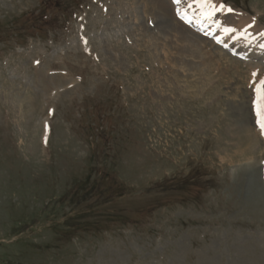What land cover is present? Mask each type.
I'll use <instances>...</instances> for the list:
<instances>
[{"label":"rangeland","instance_id":"1","mask_svg":"<svg viewBox=\"0 0 264 264\" xmlns=\"http://www.w3.org/2000/svg\"><path fill=\"white\" fill-rule=\"evenodd\" d=\"M46 1L0 0V264H264V0Z\"/></svg>","mask_w":264,"mask_h":264},{"label":"snow or ice","instance_id":"2","mask_svg":"<svg viewBox=\"0 0 264 264\" xmlns=\"http://www.w3.org/2000/svg\"><path fill=\"white\" fill-rule=\"evenodd\" d=\"M186 3L187 9L195 8L201 16L206 19H210L216 13L225 11L223 5L217 6L214 3V0H173L174 5H180L181 3ZM227 12H232L233 10L228 8L226 9ZM177 16L181 19H187V11H181L178 7L176 11ZM249 25L248 27H251ZM237 30L231 28H224L223 32L227 36H231ZM247 29L244 32H241L239 36H236V39H248L247 35L245 34ZM261 37H264V33L259 34ZM86 42V41H85ZM221 39H217V43H222ZM226 46V45H225ZM260 48L264 49V44L259 45ZM257 73H253V81L252 83L255 84L253 89L254 91V99H253V111L255 115V125L259 129L260 135L264 137V79H260L258 82L256 81Z\"/></svg>","mask_w":264,"mask_h":264},{"label":"trees","instance_id":"3","mask_svg":"<svg viewBox=\"0 0 264 264\" xmlns=\"http://www.w3.org/2000/svg\"><path fill=\"white\" fill-rule=\"evenodd\" d=\"M80 4L79 0H48L43 3L42 10L38 12L39 14L34 15L31 14L30 17L32 19L27 20L26 16L22 17V20L25 23H30L31 25L34 24L36 27V30L42 31L45 27H48V22H46L47 14L51 11H59V12H66L69 6H67L69 3ZM33 27V26H32ZM158 203L155 201H148L145 202L143 205L139 207V209H136V214H139L141 216H147L149 213H152L156 208H158Z\"/></svg>","mask_w":264,"mask_h":264},{"label":"water","instance_id":"4","mask_svg":"<svg viewBox=\"0 0 264 264\" xmlns=\"http://www.w3.org/2000/svg\"><path fill=\"white\" fill-rule=\"evenodd\" d=\"M153 1V0H150ZM152 14L154 15L155 18V23H154V30L156 31V33H160V34H164L167 35L168 33H170V29L171 27L174 25L169 23V22H165L164 20V16L163 14L158 10V11H153Z\"/></svg>","mask_w":264,"mask_h":264},{"label":"bare ground","instance_id":"5","mask_svg":"<svg viewBox=\"0 0 264 264\" xmlns=\"http://www.w3.org/2000/svg\"><path fill=\"white\" fill-rule=\"evenodd\" d=\"M214 3H215L217 6H220V5H221V0H214ZM190 19H191L190 17H189V18L187 17L186 20H187V21H190ZM241 19H242V18H241ZM213 22H214V21H213ZM238 22H239L238 24H240V26H241L240 28H242V29H241V32H244L243 30H245V29L250 30V29H253V28H254V30H255L254 32H255V33H261L260 30H257L258 28H255L256 25H255V23H254L252 20H250V21H249V20H245V22H243V21L240 22V21L238 20ZM203 23H204V26H208V25H209V26H214V25L216 24V23H212V19H209L208 22H207V21H204ZM210 23H211V24H210ZM195 25L198 26V25H200V24H199V22H197V23H195ZM249 25H252V26H251V27H248ZM213 28H215V27H213ZM220 28H221V27H220ZM223 29H224V28H223ZM239 31H240V30H239ZM241 32H239V33H241ZM258 41H259V40H258Z\"/></svg>","mask_w":264,"mask_h":264}]
</instances>
